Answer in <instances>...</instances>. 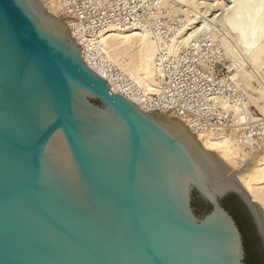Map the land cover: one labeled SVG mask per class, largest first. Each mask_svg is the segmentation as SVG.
I'll return each instance as SVG.
<instances>
[{
  "label": "water",
  "instance_id": "1",
  "mask_svg": "<svg viewBox=\"0 0 264 264\" xmlns=\"http://www.w3.org/2000/svg\"><path fill=\"white\" fill-rule=\"evenodd\" d=\"M68 18L0 0V264H247L220 197L244 201L264 243L255 204L212 193L161 112L85 63Z\"/></svg>",
  "mask_w": 264,
  "mask_h": 264
},
{
  "label": "rangeland",
  "instance_id": "2",
  "mask_svg": "<svg viewBox=\"0 0 264 264\" xmlns=\"http://www.w3.org/2000/svg\"><path fill=\"white\" fill-rule=\"evenodd\" d=\"M60 3L83 13L81 34L85 38H94L111 24L122 28L143 25V28L150 33V37L155 38L158 46L153 67L154 69H165L159 63L160 60L166 59L165 65L167 64L169 67L166 69L172 75L170 83L177 88L174 99L181 110L194 116L196 123L205 132L213 133L216 136L225 135L227 139L236 138V142L241 144V148L244 147L246 152L249 146L264 149V110L250 102L248 97L249 93L256 94L258 91L264 93V75L262 73L264 66L256 68L248 60H245V56L240 53V47L229 40L231 38L225 33L226 30L222 27V22L218 20L220 17L213 21L207 30L204 29L194 37H189L185 42L179 38L177 41L174 37L187 26L190 28L188 19L194 11L190 7L187 8L181 0H56L54 6L58 10V15H55L72 17L62 15L64 12L61 11ZM201 5L204 4H200L199 7H202ZM221 13V9L215 8L211 16H207V18L219 16ZM203 19L199 18L196 24H201ZM100 46V44L99 47L97 46V51L102 48ZM100 54L106 60L103 64L109 68L110 73L119 78V81L123 76L126 78L117 65L107 62L103 50L98 56ZM235 57L241 62L244 61L241 66L243 70H241L245 72L240 75L243 76L242 80L241 77L240 79L232 78L231 65ZM245 76L246 78H244ZM154 79L157 85L156 76ZM243 80H247L246 83L249 82L248 85L253 88ZM128 81L130 85L139 89L136 84L131 83V80ZM152 94L149 95L155 97ZM248 142L249 146L247 147ZM231 194L234 193L223 194L220 197V202L224 207H228L229 212L232 210V215L234 212L239 216L245 234L250 241L252 252L255 253V257H253L255 262L264 264L263 237L253 213L237 194H234L237 198H231Z\"/></svg>",
  "mask_w": 264,
  "mask_h": 264
},
{
  "label": "bare ground",
  "instance_id": "3",
  "mask_svg": "<svg viewBox=\"0 0 264 264\" xmlns=\"http://www.w3.org/2000/svg\"><path fill=\"white\" fill-rule=\"evenodd\" d=\"M38 1L48 12L58 15V10L54 6L56 0ZM181 1L185 3L187 8L193 9L194 13L188 19V25H191L190 28L187 26L184 30L179 31L175 37L173 36L177 41H185L189 37H194L197 33L202 32V30H207L211 27V23L220 17L218 20L222 22V27L226 30L225 33L231 38L229 40L240 47V53L246 58L244 59L248 60L253 67L264 66V0ZM200 4L204 5L199 7ZM215 8L221 9L222 13L219 16L207 18V16H211ZM201 9L204 10L201 11ZM199 18L204 19L201 24H196ZM63 21L70 31L68 34L74 38V41L80 47L79 54L82 59L90 68L103 77L115 92L122 94L143 110L150 111L153 107L162 110L158 120L172 135L184 143L198 162L207 168L208 176L213 182L210 187L212 193L225 189H236L246 194L249 200L255 204V214L264 233V149L249 146L248 142L247 147H249L246 152L245 148H241V144L239 145L236 142V138V140L233 138L227 139L225 135L216 136L213 133H207L202 128L195 127L191 117L180 115L169 106L152 102L149 94L155 92V87H157L154 78L156 76L158 80V71L154 69L153 62L158 46L156 40H154L155 38L150 37V33L143 28V25L122 28L112 24L111 27L108 26L109 29L104 30L97 36V41L102 47L100 52L101 50L105 52L107 62L117 65L121 73L125 74L127 79L123 76L120 81L123 78L125 81L131 80V83L139 87L138 89L130 85L136 88L133 90L132 87L126 84H120L119 78L110 73L109 68L103 64L106 61L103 56L100 58L96 53L93 54L94 46L91 41L84 40L76 35L74 20L68 18L63 19ZM242 64H244V61L241 62L236 57L232 60V78L238 77L240 79L241 77L242 80L243 76L240 75L245 72L242 71ZM262 73L264 75V72ZM247 80L244 82L246 83ZM248 83L246 84L248 85ZM140 89L143 91V95L139 94ZM249 90L251 91V88ZM134 91H137V93ZM248 97L250 102L264 110V93L262 91H258L256 94L249 93ZM232 110L234 109L232 108ZM234 111L236 112V110ZM241 117L243 118V115ZM235 243L237 249L236 239Z\"/></svg>",
  "mask_w": 264,
  "mask_h": 264
},
{
  "label": "built area",
  "instance_id": "4",
  "mask_svg": "<svg viewBox=\"0 0 264 264\" xmlns=\"http://www.w3.org/2000/svg\"><path fill=\"white\" fill-rule=\"evenodd\" d=\"M61 6H62V10L64 13H62V15H70L72 16L73 18H76L78 21L75 22V26H74V29H75V32L77 33V35H79L81 38L83 39H86L87 41H92L91 44H93L94 46V51H93V54L96 53L97 56L98 54L100 53V49H98L97 51V46L99 47V44L98 42L96 41V37L98 36H95L94 38L90 39V38H85L82 34H81V23H82V19H84V16L82 15L83 13L80 12L79 10L77 9H70L69 6L67 5H63L62 3H60ZM61 15V14H60ZM112 25V24H111ZM110 26V25H109ZM120 27V26H119ZM108 28V27H107ZM106 28V29H107ZM105 29V30H106ZM103 32V31H102ZM92 53V52H91ZM101 56V54L99 55V57ZM102 57V56H101ZM100 57V58H101ZM165 60H160V63L159 65L163 66L165 69H162V68H157V78H158V84H157V87H156V91L155 92H151L154 93L152 95H154L155 97L151 96L152 97V102L155 103V104H160V105H165V106H169L170 108H173L177 113H179L180 115H183V116H187V117H191L192 120H193V123L195 124V127L197 128H201L200 125L198 123H196L195 119H194V116H190L189 114H186L183 110H181V107L175 102V99H174V94H176V86H173L171 83H170V79H172V75L169 74V72L167 71L169 68L168 65L166 64L165 65ZM122 79V78H121ZM122 85L124 84H129L128 81H125V79L123 78V80L120 81ZM119 86V85H117ZM132 87V86H130ZM133 90H135L136 88L132 87ZM135 93H137V91H134ZM139 92V91H138ZM140 95H143V91L140 90ZM152 110H159V111H162L161 109L157 108V107H153L151 108L150 111Z\"/></svg>",
  "mask_w": 264,
  "mask_h": 264
},
{
  "label": "trees",
  "instance_id": "5",
  "mask_svg": "<svg viewBox=\"0 0 264 264\" xmlns=\"http://www.w3.org/2000/svg\"><path fill=\"white\" fill-rule=\"evenodd\" d=\"M230 197L231 198H234V197L237 198V196L234 195V194H231ZM193 204L196 205L199 208V210H201L203 208H208V205L205 204L204 202H202V200L199 199V198H197V197H195V200H194ZM225 207L228 209L227 206H225ZM231 213H232V210H231ZM233 216H234V218H235V220H236V222H237V224H238V226H239V228L241 230V233L243 235L244 245H245V252H246V259H245V261H246L247 264H257L258 261L255 262V260L253 258V257H255V253L252 252V249L250 247V241L248 240V237L245 234V229H244V227H243V225H242V223L240 221V218L234 212H233Z\"/></svg>",
  "mask_w": 264,
  "mask_h": 264
}]
</instances>
